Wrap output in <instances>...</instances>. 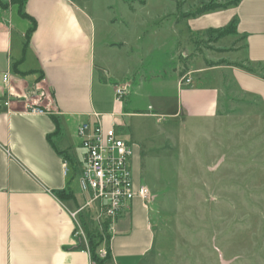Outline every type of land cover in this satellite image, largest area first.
Listing matches in <instances>:
<instances>
[{"label": "rangeland", "instance_id": "374dc122", "mask_svg": "<svg viewBox=\"0 0 264 264\" xmlns=\"http://www.w3.org/2000/svg\"><path fill=\"white\" fill-rule=\"evenodd\" d=\"M71 1L94 25L96 64L105 54L114 76H126L117 85L122 98L131 95L135 112L142 113L116 115L114 126L133 147L135 179L151 194L153 246L142 264H264V98L225 88L221 114L211 118L202 115L207 99L183 94L180 100L173 81L176 67L194 72L247 56L245 37L210 29L187 35L184 12L228 0ZM105 41L125 45L105 50ZM234 45L238 49H230ZM249 66L264 79V63ZM205 75L210 85L219 81L214 72ZM176 105L189 113L180 114ZM102 123L111 127L107 118ZM73 142L79 170L82 151ZM72 184L77 186L75 178ZM80 214L100 234L95 251L105 257L109 220L95 203L76 214L83 232L78 238L86 246Z\"/></svg>", "mask_w": 264, "mask_h": 264}, {"label": "crops", "instance_id": "0c3cea01", "mask_svg": "<svg viewBox=\"0 0 264 264\" xmlns=\"http://www.w3.org/2000/svg\"><path fill=\"white\" fill-rule=\"evenodd\" d=\"M0 3L7 4L0 8V99L9 102L0 104V264H91L88 247L74 235L76 219L71 216L83 200L78 187L82 161L77 170L73 159L76 126L92 122L93 114L99 115L102 125L107 118L115 126L116 115L142 113L135 112L131 95L115 99V88L126 76H114L105 54L96 64L94 25L71 0H26L23 10L36 21L28 39L29 19L21 17L9 0ZM183 15L187 35L214 32L234 22L229 35L245 37L248 49L238 60L197 66L194 72L188 65L184 73L176 67L173 81L180 100L183 94L202 95L208 100L202 115L212 118L221 114L225 88L264 98V79L248 70L251 62L264 63V0H238ZM103 45L113 50L125 42ZM206 72H214L219 81L210 85ZM192 74L199 75L195 79ZM183 77L189 82L181 84ZM176 107L180 114L189 113ZM172 113L177 116V111ZM79 148L82 151L80 144ZM58 191L72 196L60 200ZM148 205L133 198L110 225L108 264H142L150 254L154 237Z\"/></svg>", "mask_w": 264, "mask_h": 264}, {"label": "built area", "instance_id": "2783aa9c", "mask_svg": "<svg viewBox=\"0 0 264 264\" xmlns=\"http://www.w3.org/2000/svg\"><path fill=\"white\" fill-rule=\"evenodd\" d=\"M182 79L189 82L188 77ZM114 94L116 100H121L124 89L116 86ZM1 103L4 106L9 104L7 100L0 99ZM31 110L42 112L34 107ZM93 116L92 122L81 121L75 129V137L83 151L82 170L78 177L83 203L71 216L75 218L78 212L91 208L95 203L111 225L129 201L140 197L148 202L151 194L145 185L135 183L130 163L132 145L119 137L113 125L104 129L99 115ZM77 228L75 224L74 235L78 238L83 232ZM91 264L95 263L92 261Z\"/></svg>", "mask_w": 264, "mask_h": 264}, {"label": "trees", "instance_id": "16d2710c", "mask_svg": "<svg viewBox=\"0 0 264 264\" xmlns=\"http://www.w3.org/2000/svg\"><path fill=\"white\" fill-rule=\"evenodd\" d=\"M238 0H228L225 3H215L212 2L208 5H204L202 8H200L198 11H195L194 13H191V15H197V14H201L205 11H209V10H214L220 7H225L227 5L230 4H235ZM26 2V0H9V3L16 5L17 6V11L19 13V15L23 18H27L30 21V26L28 27L27 31H26V38L28 39L30 37V35L32 34V32L34 31L35 27H36V21L33 17H30L29 15H27L24 10V3ZM7 6V4L5 3H0V8H5ZM235 28V23L231 22L229 25H227L225 28L220 29V30H216L215 32H218V34H229L231 32L234 31ZM249 71L252 72L251 69H248ZM56 196L60 199V200H65L68 199V197L72 196L71 193H67L64 191H58L55 193ZM79 220L81 222V224L83 225L84 231L87 235V239H88V250L90 252V257L91 260L95 263V264H108V262H110L111 260V255H110V251H109V247L106 251V256L105 257H99L96 254V247L99 244L100 241H94L95 239H99L100 234L95 231V229L91 230L90 226L87 223V219L84 216V214H80L79 215ZM108 239H109V235L107 237V244H108Z\"/></svg>", "mask_w": 264, "mask_h": 264}]
</instances>
